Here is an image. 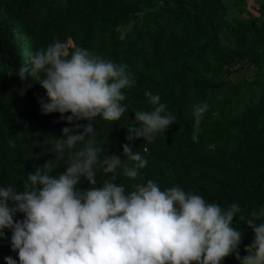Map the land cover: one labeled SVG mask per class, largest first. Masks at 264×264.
<instances>
[{"label":"trees","instance_id":"1","mask_svg":"<svg viewBox=\"0 0 264 264\" xmlns=\"http://www.w3.org/2000/svg\"><path fill=\"white\" fill-rule=\"evenodd\" d=\"M247 1L0 0V186L22 190L27 174L48 161L51 175L66 170L68 153L57 160L48 135L59 139L73 125L57 112L41 114L42 75L20 95L25 84L15 70L23 64L31 72L32 52L57 39L70 42L69 50L83 47L126 65L135 81L122 90L125 117L92 121L97 144L109 155L132 166L122 155L121 146L129 143L147 160L135 180L119 167L116 182L131 191L133 184L153 180L162 190L179 186L221 208L238 204L233 227L244 231L239 253L246 255L254 239L246 221L264 209V0H251L256 15ZM145 91L160 96L175 122L151 143L126 141L133 114L154 108ZM205 102L208 109L197 124L194 106ZM111 175L97 166L96 185L81 178L78 187L101 186ZM10 240L6 229L0 264L9 256L19 264ZM222 264L239 261L229 256Z\"/></svg>","mask_w":264,"mask_h":264},{"label":"clouds","instance_id":"2","mask_svg":"<svg viewBox=\"0 0 264 264\" xmlns=\"http://www.w3.org/2000/svg\"><path fill=\"white\" fill-rule=\"evenodd\" d=\"M29 64L31 72L23 64L15 70L25 84L20 95L42 75L46 96L38 100L41 114L57 112L73 127H64L59 139L48 135L57 160L68 153L62 174L51 175L54 168L48 161L27 174L22 190L12 184L0 186V240L6 229L11 231V248L19 264H222L229 256L239 264H264V222L256 223L264 209L246 221L254 239L241 257L244 231L233 227L238 204L221 208L179 186L162 190L153 180L133 184L131 191L116 182L122 165L123 175L131 180L147 165L129 143L121 146L122 155L132 166L105 152L97 144L92 123L96 117L119 121L128 112L122 90L135 81L126 65L83 47L69 50L58 39L32 52ZM144 95L154 108L133 114L126 141L151 143L155 134L175 122L158 94ZM207 109L206 102L194 106L197 124ZM78 144L82 147L76 149ZM97 166L111 178L80 190L81 178L96 185ZM17 213L23 214L22 220L16 219ZM4 264L16 260L5 257Z\"/></svg>","mask_w":264,"mask_h":264},{"label":"rangeland","instance_id":"3","mask_svg":"<svg viewBox=\"0 0 264 264\" xmlns=\"http://www.w3.org/2000/svg\"><path fill=\"white\" fill-rule=\"evenodd\" d=\"M247 8H248V11H249V12H251L253 15H256V11H255L256 6L252 3L251 0H248V1H247ZM126 28H127V27L123 28L122 31L125 30ZM66 44H67L68 46L71 45L70 42H68V43H66ZM244 72H245V71H244ZM244 72H242L241 74H243ZM248 73H249V70L246 71V74H248Z\"/></svg>","mask_w":264,"mask_h":264}]
</instances>
